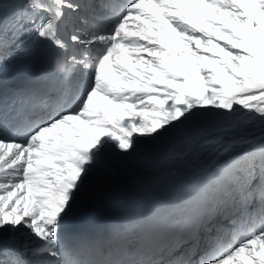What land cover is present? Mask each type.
<instances>
[{
	"label": "snow or ice",
	"instance_id": "snow-or-ice-1",
	"mask_svg": "<svg viewBox=\"0 0 264 264\" xmlns=\"http://www.w3.org/2000/svg\"><path fill=\"white\" fill-rule=\"evenodd\" d=\"M0 264H264V0H0Z\"/></svg>",
	"mask_w": 264,
	"mask_h": 264
},
{
	"label": "bare ground",
	"instance_id": "bare-ground-1",
	"mask_svg": "<svg viewBox=\"0 0 264 264\" xmlns=\"http://www.w3.org/2000/svg\"><path fill=\"white\" fill-rule=\"evenodd\" d=\"M184 133H175L169 137H166L161 142V148L165 149L173 146L177 143V137ZM177 170L179 174L177 175ZM184 174H186V168L181 167L178 161H168L160 159L156 163L154 170H140L137 174L138 179L145 185V187L151 188L153 185L150 183L153 179H159L163 187H168L172 183L178 181ZM119 193L124 195L138 196L139 190L134 184L124 182L120 185Z\"/></svg>",
	"mask_w": 264,
	"mask_h": 264
}]
</instances>
